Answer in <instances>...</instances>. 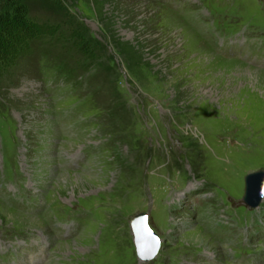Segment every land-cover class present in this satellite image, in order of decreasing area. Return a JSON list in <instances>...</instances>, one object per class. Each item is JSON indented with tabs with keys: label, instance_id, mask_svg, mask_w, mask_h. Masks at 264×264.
Wrapping results in <instances>:
<instances>
[{
	"label": "rangeland",
	"instance_id": "1",
	"mask_svg": "<svg viewBox=\"0 0 264 264\" xmlns=\"http://www.w3.org/2000/svg\"><path fill=\"white\" fill-rule=\"evenodd\" d=\"M50 1L113 73L91 78L67 37L43 58L3 52L47 46L27 21L49 11L0 0V249L27 243L0 264H264V194L245 201L264 171V0Z\"/></svg>",
	"mask_w": 264,
	"mask_h": 264
},
{
	"label": "trees",
	"instance_id": "2",
	"mask_svg": "<svg viewBox=\"0 0 264 264\" xmlns=\"http://www.w3.org/2000/svg\"><path fill=\"white\" fill-rule=\"evenodd\" d=\"M15 1L16 0H7L8 3H14ZM43 1H45V7H48L47 9L44 8V11H49L47 13H50V15L45 12L41 14V17H45V19L42 20L44 22L35 21L34 19H28L27 22L31 24V25L29 24L30 27L36 30L33 36L35 38L33 40V37H32L31 40L41 41L43 43L46 42L47 46L45 47L33 46V44H31L30 41H23V43L21 44V46L23 47L8 49L9 51L4 49L3 52H6V53L12 52L13 54L15 53L17 56H22V54L23 55L35 54L37 55L36 57L40 55V57L43 58L44 56L51 54V52L53 51V48H55V46L58 43H60L65 37H67V40H70V39L74 40V43L71 44V47L74 50H77L76 51L77 53L84 55V53L87 52V57L92 59L90 63L94 62L96 59V55L99 54L98 47L100 46V43L94 44V41H92L90 38L86 39L87 37L83 36L80 30H76L75 28H72L70 26H69V30L72 32L66 35V32H64V29L60 28L63 26L62 23H64L67 19L66 18L67 16L66 15L64 16L63 14L64 11L61 8V5H57V3H55L54 1L51 2L50 0H43ZM8 14H9L8 16L13 15L12 12ZM14 33H17V31H14ZM82 39L84 40L82 41ZM77 43H79L78 46H77ZM12 46H17V45L16 43H13ZM99 57H103L104 59H107L106 57H104V54L100 55ZM94 63H96L98 66L97 70L94 73H92L91 78H93L94 80L96 78L106 79L104 78V75L105 76L111 75L113 73V68L108 66V64L102 61L94 62ZM89 65L91 66V64ZM55 68H56V72H58L66 80L72 78L75 72L73 67L69 65L68 60L62 61V65H57L55 66ZM102 70L104 71L103 72L104 74L102 73ZM116 78L117 77L115 76V80ZM117 80L115 82L114 80L112 81L113 88L115 90V93L118 94L116 96L121 98L122 95L118 91ZM121 101L122 100H120V102Z\"/></svg>",
	"mask_w": 264,
	"mask_h": 264
},
{
	"label": "water",
	"instance_id": "3",
	"mask_svg": "<svg viewBox=\"0 0 264 264\" xmlns=\"http://www.w3.org/2000/svg\"><path fill=\"white\" fill-rule=\"evenodd\" d=\"M247 193L245 201L251 205H257L264 194V171L252 172L246 178ZM148 212L137 213L131 220V228L138 257L144 261L152 260L160 250L161 238L151 228ZM149 243L150 249L143 245Z\"/></svg>",
	"mask_w": 264,
	"mask_h": 264
},
{
	"label": "bare ground",
	"instance_id": "4",
	"mask_svg": "<svg viewBox=\"0 0 264 264\" xmlns=\"http://www.w3.org/2000/svg\"><path fill=\"white\" fill-rule=\"evenodd\" d=\"M144 247H147L148 246V248L147 249H150L149 247H150V245H149V243L147 242L146 244H144L143 245Z\"/></svg>",
	"mask_w": 264,
	"mask_h": 264
}]
</instances>
